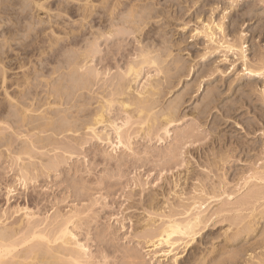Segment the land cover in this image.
Listing matches in <instances>:
<instances>
[{
	"label": "rangeland",
	"instance_id": "obj_1",
	"mask_svg": "<svg viewBox=\"0 0 264 264\" xmlns=\"http://www.w3.org/2000/svg\"><path fill=\"white\" fill-rule=\"evenodd\" d=\"M122 1L129 5L116 10L113 20L111 9L104 8L106 0H17L16 10L3 7L1 15L13 13L16 19L23 12L24 16L17 25L15 20H0V48L7 41L11 44L5 47L10 57L0 62V69L4 66L8 73L6 84L0 75V223H26L31 218L49 230L56 219L71 217L68 226L78 245L73 247L85 246L91 264H131V256L139 264H176L175 260L193 264L190 258L198 251L201 235L194 241L175 235L172 239L178 240H172L171 246L161 238L149 240L145 231L164 227L170 218L185 220V207L194 208V200H202L210 229L225 232L227 222L213 225L221 202H235L246 189L245 179L254 170L264 171V69L247 70L264 66V1L146 0L153 13L159 12L146 31L156 28L160 41L143 44L154 42L150 47L158 50L154 54L163 60L164 69L162 74L145 69L133 84V95L147 91L152 115L176 107L178 120L169 134L163 130L156 134L155 129L148 137L138 118L124 126L127 114L114 104L106 113L109 121L96 126L102 139L81 128L74 134L83 142L78 144L57 133L73 122L72 126H82L92 119L100 102L112 95L108 92L127 59H134L142 47L136 34L97 39L112 23L113 30L125 29L123 23L132 19L133 6L143 4ZM33 2L48 5L36 19L43 18L42 25L29 15ZM84 8L93 10V16L85 17ZM136 15L139 20L141 10ZM38 28H44L42 41L36 39ZM203 29L214 31L213 40L200 33ZM29 33L31 38L26 36ZM57 39L61 40L53 51ZM225 41L239 45L229 50L227 44L222 46ZM25 42L31 46L24 47ZM93 43L100 52L92 67L102 75L88 84V78L80 81L70 70ZM157 89L162 93H152ZM11 98L19 111L9 106ZM24 108L35 110L25 125L17 114ZM111 122L123 127L129 148L117 144ZM48 124L50 129L41 132ZM31 135L38 140L34 158H22L38 170H30L23 181V163L16 165L13 160L25 150ZM55 139L63 147L73 146V153L53 150ZM56 156L65 160L48 172L44 167ZM219 189L227 193L213 198ZM259 228L257 239L249 244L260 239L264 220ZM249 252L258 262L264 247ZM214 256L216 261L220 258Z\"/></svg>",
	"mask_w": 264,
	"mask_h": 264
},
{
	"label": "bare ground",
	"instance_id": "obj_2",
	"mask_svg": "<svg viewBox=\"0 0 264 264\" xmlns=\"http://www.w3.org/2000/svg\"><path fill=\"white\" fill-rule=\"evenodd\" d=\"M2 1L3 3L0 0V20H8V22L15 20L14 24L17 25L19 19L24 16L23 12H20L17 15L18 18L16 19L13 18V13L1 15L4 6L11 11L16 10L17 0H6L8 4L7 2H4L5 0ZM116 1L117 3L113 2V0H106L104 4V8L111 9L109 15L112 17V20L116 17V10L121 7L126 8L129 5L126 1ZM145 1L146 0H139V2H143V4H136L133 6V9L130 11L132 15L130 18L132 19L128 18L131 21L126 18L123 23L125 29L113 30L112 27L115 26V23H112L110 29L97 38L100 39L105 37L109 40L111 37H115L121 33L124 38L126 36L130 37L131 35L136 34V36H138L137 42L139 45H142L139 52L135 54L136 57H134V59L128 58L125 62L124 69L115 77V82L111 85L112 88L108 92L112 93V95L100 102V107L91 113L93 116L89 122L83 124L82 126H72L74 124L73 122L71 125H66L67 127L60 129L57 135L66 134L65 137L69 140L76 141L78 144L83 143L80 138H75L76 136L74 134H77L81 128H84L90 131L96 138L101 140L102 136L97 132L96 126L109 121L106 113L111 110L114 104H118L127 114V120L124 123V126H130L133 124L131 120L138 118L137 121L141 126V131L148 137L153 134L155 129H158L156 134H158V131L161 130H163L166 135L170 133V126L178 120L176 116V107H172L167 112H158L159 114L152 115V108L146 97L147 91H138L136 94L138 97H134V91H132L133 84L139 81L142 74L145 72V69L155 68L158 74H162L164 69L162 66L163 60L154 54L155 51L158 50L155 49V46L154 48L150 47V45L154 44V42L160 41V39L157 38V36H160V33L153 27H150V29L146 31V28L149 27L153 18L159 16V12L153 13L154 9L150 8L148 6L149 4ZM47 6L48 5H46V3L40 4L39 2H33L30 4L29 12L31 14L29 13V15L34 22L40 16L39 10L47 9ZM69 8L70 7H68V9ZM24 9H27L26 11H28L27 7ZM85 9L86 8H84V10ZM139 10H141L142 16L139 20H136V13ZM85 11L89 12H87L85 17H92L94 14L93 10L86 9ZM37 22L39 23L38 25H42L45 23V20L41 18L40 20H37L36 23ZM218 27L221 30L223 28L222 25H218ZM208 30L209 29H203L200 33L206 34L207 37L213 40L215 35L214 31L209 33ZM43 34L44 28H38L36 30V39L42 41ZM26 36L27 38H31L30 33ZM152 39H154V42L143 44L144 40L150 41ZM60 40L61 39L53 41L51 45L53 51L60 43ZM22 44L26 48L31 46L26 42ZM224 44H227L226 48L231 50L235 46H238L239 42H236L235 44L234 42L230 43L225 41L222 46ZM7 45L11 47V44L7 41L4 46L0 48V62L3 61L2 59H8L10 57L8 51H5V47ZM99 52L98 46L96 43H93L86 51L77 56L78 58L74 60L75 63L70 70V73L73 72L72 74L74 78H77L78 76V79L88 78L89 82L92 80L95 83L97 82V79L102 75V73L98 69H93L92 65L95 62L97 53ZM123 57H125V55H123ZM256 67L258 70L249 68V66L247 67V70H249L250 73H260V71L264 69L263 65ZM7 74V70H5V67L3 66L0 69V75L3 76L2 81L4 84H6ZM84 80L86 81L87 79ZM89 82L88 84H92ZM157 91L158 89L153 90L152 93H162L161 90L159 92ZM10 100L9 106L17 110V103L15 104L14 99L12 98ZM34 111V109L24 108L17 114L22 118L25 125L27 120L30 119L29 113H34ZM111 124L118 137L117 144L124 145L129 148L131 143L129 142V136L126 134L123 135V127H119L113 122H111ZM48 129H50L49 124L46 125L41 132H46ZM1 133L3 134L2 130H0V134ZM157 136L162 139L161 136ZM107 139L110 140V138ZM55 140L56 141L52 142L53 150L64 149L65 153H73V146L70 145L63 147V145L60 144V140ZM37 144L38 140L34 139V135H31V139L26 142L25 150L17 157H14V164L17 165L18 161L23 163L20 169V180L26 181L30 170H38L32 161H30L28 165L26 162L24 163V159L22 158V156L25 155L29 160H32L34 158ZM64 160L63 158L56 156L50 160V163L48 166L44 167V169L48 171L50 169L58 168ZM244 186L246 188L244 193L237 196V198H235L237 199L235 202L223 200L221 202L222 206H220L219 210L215 212L217 219L213 222V225L227 222L228 230L226 229L225 232L216 233L213 229H210L212 224L209 225L210 218L207 214L208 210L207 207L203 208L205 202L202 200H194L193 205H197L196 207L192 208V205L185 207L183 214L188 215L185 220L178 222L176 220H171L172 218H170L169 223L164 227H152L151 230L145 231L147 238L149 240L161 238L160 242L173 246L175 243L171 244V241L178 240L176 238L172 239L175 235L187 236L190 238L189 241H194L198 235H201L198 239L200 246L196 248L198 251L196 250L194 256L190 258V261H192L193 264H208L211 261H214L213 264H264L263 253L262 256L257 257L258 262L254 261L256 256H253L252 253L249 254V251L251 250L255 251L264 247V230L259 240H256L254 243H248L257 239L259 235L258 233L261 231L259 225L262 220H264V171H260V169L254 170V172H252V174L245 179ZM226 193L227 191L225 189L220 192L215 191L213 198L221 197ZM70 223H73L71 217L63 220L56 219V223H54L53 227L49 230L41 229L40 224L32 222L31 218H28L26 223L23 220L19 223H13L11 225L0 223V264H91L89 260L85 258V246H79L80 249L73 247L75 245L78 247V245L77 242H74L76 236L68 226ZM207 228L208 232L206 233L204 231ZM216 243L223 244L220 248H218L215 246ZM246 243L249 245H246ZM56 245H58V247H56ZM215 254L220 257L217 261L215 260ZM245 256H249V258L246 259ZM131 258V264H139L136 262L138 259L136 256H131ZM175 263H178L177 260H175Z\"/></svg>",
	"mask_w": 264,
	"mask_h": 264
}]
</instances>
